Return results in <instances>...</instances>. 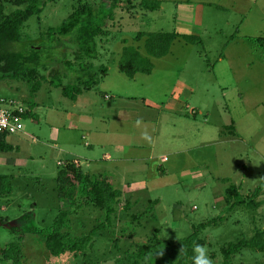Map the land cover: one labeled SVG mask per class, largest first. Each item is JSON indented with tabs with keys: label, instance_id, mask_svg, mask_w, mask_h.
Returning <instances> with one entry per match:
<instances>
[{
	"label": "rangeland",
	"instance_id": "374dc122",
	"mask_svg": "<svg viewBox=\"0 0 264 264\" xmlns=\"http://www.w3.org/2000/svg\"><path fill=\"white\" fill-rule=\"evenodd\" d=\"M87 1L98 12L106 2ZM161 1L155 11L124 5L106 21L107 32L97 38L98 57L91 60L100 82L86 94L89 112L82 108L83 97L73 107L62 88L50 82L52 70L65 72L54 63L73 59L77 51L73 35L50 31L62 25L79 0H43L42 13L23 26L17 49L41 47L42 61L50 66L40 71L47 79L36 92L28 81L0 79V98L32 106L24 120L26 135L11 136L13 148L0 149L1 186L11 188L0 195V264H15L1 260V251L19 234L22 264H127L143 244L158 240L154 252L164 254L166 241L223 217L200 235L214 264H221L226 243L264 229V193L258 209L231 210L226 201L229 186L248 196L264 180V31L253 41L245 38L243 24L238 30L245 20L239 9L264 14V0ZM24 7L6 2L5 11ZM173 31L181 36L159 58L149 56L144 39L136 40L139 32ZM184 34L196 35L197 43L187 42ZM236 35L244 37L230 41ZM126 46L150 57L152 72L134 78L123 73L119 63ZM84 134L89 136L83 139ZM105 154L112 159H104ZM70 156L80 159L91 177L109 175L122 195L110 215L92 202L70 215L65 232L90 234L93 242L82 254L54 256L39 232L61 209L72 208L57 189L58 172ZM241 263L264 264V252L245 249L232 259Z\"/></svg>",
	"mask_w": 264,
	"mask_h": 264
},
{
	"label": "trees",
	"instance_id": "16d2710c",
	"mask_svg": "<svg viewBox=\"0 0 264 264\" xmlns=\"http://www.w3.org/2000/svg\"><path fill=\"white\" fill-rule=\"evenodd\" d=\"M13 1L17 8L6 13V2ZM137 4L145 11L160 9V0H106L98 9L87 0H79L78 5L71 12L69 17L59 27L50 32L54 36L67 37L73 35V43L77 51L73 59L63 58L54 64H61L65 69L62 74L52 70L50 82L62 88V94L73 101L86 91L92 90L100 82V77L92 74L95 60L98 57L97 38L106 33V21L114 19L115 10L126 5L127 9L133 10ZM107 5L108 9H107ZM43 11V0H0V79H18L33 84V91L41 87V80L47 79L40 74L48 64L41 58V47H33L30 52H22L17 49V44L22 41V28L34 15H40ZM181 36L173 32H139L136 40H145L146 48L150 57H163L167 55L174 41ZM182 37L190 43H197L196 35L184 34ZM58 41H60L58 39ZM150 57L143 56L136 47L126 46L123 49L122 58L119 63L120 70L128 77L133 78L137 73H150L154 66ZM88 60L89 63H84ZM107 68L102 66L100 73L105 75ZM40 76V77H38ZM64 78L68 82H64ZM32 115V106L24 114V118ZM7 135L0 137V149L9 150L13 146L6 142ZM82 165H76L74 159H69V164L62 167L57 176V189L60 200H69L71 209H61L54 223L41 230L39 233L45 239V246L54 256H61L71 252L82 254L93 242L90 234L80 237H71L65 232L70 215L76 214L84 204L94 203L97 208L106 209L108 215L114 211L113 203L117 202L122 193L116 189L112 178L108 175L91 177L85 174ZM3 176H0V186ZM11 191L7 186L0 187V195ZM264 193V180L248 196H243L236 185H231L226 190V201L232 210L236 206H244L248 209H258L263 201L258 198ZM113 209V210H112ZM114 213V212H113ZM223 217L213 219L194 226V232L180 240L166 241L167 252L160 255L154 252V248L160 241L143 244L128 258L127 264H141L149 258L152 264H192L191 256L196 243L204 244L201 233L208 226L218 225ZM16 232V228L11 229ZM17 233V232H16ZM18 234V233H17ZM22 241L23 236L19 234L18 240L11 242L1 251V260L13 261L15 264H22ZM183 247V251L182 250ZM245 249L264 252V229H256L250 238H242L236 242L226 243L222 247L224 260L221 264H232V259ZM134 256V257H133ZM244 264V263H241Z\"/></svg>",
	"mask_w": 264,
	"mask_h": 264
},
{
	"label": "crops",
	"instance_id": "0c3cea01",
	"mask_svg": "<svg viewBox=\"0 0 264 264\" xmlns=\"http://www.w3.org/2000/svg\"><path fill=\"white\" fill-rule=\"evenodd\" d=\"M161 1V0H160ZM252 1H254V3H257V0H252ZM162 2V1H161ZM249 7H251V6H249ZM259 10H260V8H259ZM252 12V13H251ZM242 14V17L244 16L245 17V20L241 23V26H239L238 27V30L240 29H245L246 31L244 32V36H245V38L246 39H252L253 41H256L257 40V34L258 33H262L263 31H264V29H263V27L264 26H261V21L262 22H264L263 21V19H264V14L262 13V11H260V12H255L254 11V13H253V10H251V9H249V8H247V7H242V10L241 9H239V14ZM250 14H252V15H250ZM246 20H248V22L246 21ZM261 20V21H260ZM229 24V26H234V22L233 23H228ZM242 24H243V28H242ZM252 29H253V31H254V33L252 32ZM251 31V32H250ZM237 33H239L238 31H237ZM244 36H238V35H236V36H232V38H231V40L230 41H235V40H237V42H238V39H240V38H242V37H244ZM261 39V38H260ZM239 44V43H238ZM249 64V63H248ZM137 75V74H136ZM135 75V76H136ZM134 76V77H135ZM133 77V78H134ZM185 85V84H184ZM189 86V85H188ZM93 90V89H92ZM92 90H90V91H92ZM90 91H86V92H84V93H82L81 95H79L78 96V98H77V100L76 101H73L72 100V102H73V107H75V103H78L79 102V100H80V97H83L84 98V100L86 101V102H82V108H83V110H85V112H89L90 110H89V108H84L85 107V105H89L88 104V102H89V100L91 99L90 97H87L88 95H86L87 93H89ZM104 97H105V99H107V100H109V99H112L113 98V96H110V95H108V94H105L104 95ZM171 105V104H170ZM169 105V106H170ZM195 114H197V112L195 111ZM112 117V116H111ZM113 117H116V114L115 115H113ZM71 127H74L73 125H71ZM74 129V128H73ZM18 135H26V131L24 130L23 132H21V133H19ZM11 136H13V135H7L6 137H5V139H6V142L8 143V144H11L12 146H14V144L12 143V139H11ZM89 135H87V134H84L83 135V139H86V137H88ZM33 138V137H32ZM35 140V139H34ZM86 146H88V147H92V144L91 143H89V142H87L86 143ZM71 158V160L72 159H76V158H74L73 156H70ZM78 159V158H77ZM104 159H106V160H111L112 159V157H111V155H109V154H105L104 155ZM79 161H80V163H81V165H82V162H81V160L80 159H78ZM99 175H102V174H99ZM109 176V175H108Z\"/></svg>",
	"mask_w": 264,
	"mask_h": 264
},
{
	"label": "built area",
	"instance_id": "2783aa9c",
	"mask_svg": "<svg viewBox=\"0 0 264 264\" xmlns=\"http://www.w3.org/2000/svg\"><path fill=\"white\" fill-rule=\"evenodd\" d=\"M29 109L18 100L0 98V137L3 135H16L25 130L24 114ZM76 165H81L74 159Z\"/></svg>",
	"mask_w": 264,
	"mask_h": 264
},
{
	"label": "clouds",
	"instance_id": "9594fccd",
	"mask_svg": "<svg viewBox=\"0 0 264 264\" xmlns=\"http://www.w3.org/2000/svg\"><path fill=\"white\" fill-rule=\"evenodd\" d=\"M181 251H183V247ZM160 255H163V252H161ZM191 260L192 264H214L206 244L196 243L194 245Z\"/></svg>",
	"mask_w": 264,
	"mask_h": 264
}]
</instances>
